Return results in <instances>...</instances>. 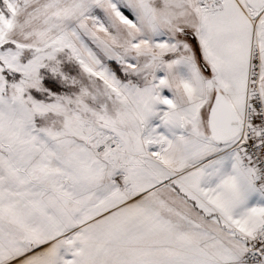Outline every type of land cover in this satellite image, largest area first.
I'll return each instance as SVG.
<instances>
[{
	"label": "snow or ice",
	"instance_id": "6c2138e0",
	"mask_svg": "<svg viewBox=\"0 0 264 264\" xmlns=\"http://www.w3.org/2000/svg\"><path fill=\"white\" fill-rule=\"evenodd\" d=\"M0 264H264V0H0Z\"/></svg>",
	"mask_w": 264,
	"mask_h": 264
}]
</instances>
